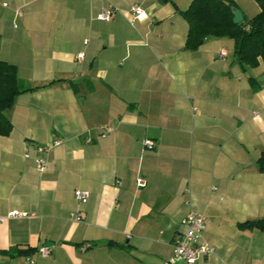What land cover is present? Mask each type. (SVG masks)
<instances>
[{
  "label": "crops",
  "instance_id": "obj_1",
  "mask_svg": "<svg viewBox=\"0 0 264 264\" xmlns=\"http://www.w3.org/2000/svg\"><path fill=\"white\" fill-rule=\"evenodd\" d=\"M190 1L0 0V58L34 87L0 137V264H163L190 212L214 248L194 264H264V230L237 224L264 216V64L243 67L228 37L185 49ZM57 140L36 172L32 145Z\"/></svg>",
  "mask_w": 264,
  "mask_h": 264
},
{
  "label": "trees",
  "instance_id": "obj_2",
  "mask_svg": "<svg viewBox=\"0 0 264 264\" xmlns=\"http://www.w3.org/2000/svg\"><path fill=\"white\" fill-rule=\"evenodd\" d=\"M227 2L228 4L224 3ZM260 11L255 16L235 25L232 21L231 0H192L181 11L188 28L184 48L195 50L210 37H228L234 43V57L243 67H255L264 64V0H254ZM34 87H22L14 63L0 58V137L7 136L12 130V123L5 111L10 108L16 97ZM36 88V87H35ZM260 172L264 173V150L256 162ZM242 228L264 230V216L238 221ZM19 251L18 253H27Z\"/></svg>",
  "mask_w": 264,
  "mask_h": 264
},
{
  "label": "built area",
  "instance_id": "obj_3",
  "mask_svg": "<svg viewBox=\"0 0 264 264\" xmlns=\"http://www.w3.org/2000/svg\"><path fill=\"white\" fill-rule=\"evenodd\" d=\"M113 12V8L104 7L99 10L97 19H99V21L108 20L109 18H111ZM17 14L19 15L20 11H17ZM131 14L132 19H142L145 16L143 10L137 5H132ZM220 54V56L223 57L226 52L222 50ZM82 56V53L78 54L79 58ZM59 142L60 140L53 141L50 145H32L33 150L36 152V156L33 158L35 162L36 172H41L46 169L48 165L46 155L50 152L51 148L54 145H57ZM142 142L146 148L154 147V141H151L148 138L142 139ZM29 148L30 146L28 145L24 147L25 157L30 156ZM135 183L138 187H144L146 185V182L142 177H137L135 179ZM88 195L89 192L87 190L76 189L74 191L73 198L76 199V201H78L79 203H86L88 201ZM8 215L15 217L22 215V213L11 211L10 213H8ZM75 219L80 221L81 218H79V216H75ZM180 222H182L184 229L173 235L171 245L172 254L169 258L163 260V264H171V262L177 261L183 262L185 264H194L197 259L204 258L214 253V248L208 242H202L201 239V233L206 226L205 215L190 212L188 215L181 218ZM88 245L89 244L87 243H83L80 250L87 248ZM37 251L40 255L45 256L49 252V247L40 246Z\"/></svg>",
  "mask_w": 264,
  "mask_h": 264
},
{
  "label": "water",
  "instance_id": "obj_4",
  "mask_svg": "<svg viewBox=\"0 0 264 264\" xmlns=\"http://www.w3.org/2000/svg\"><path fill=\"white\" fill-rule=\"evenodd\" d=\"M224 3L228 4L227 2ZM231 11L233 16L232 21L235 23V25L244 21V17L242 16V12L239 8L231 6Z\"/></svg>",
  "mask_w": 264,
  "mask_h": 264
}]
</instances>
